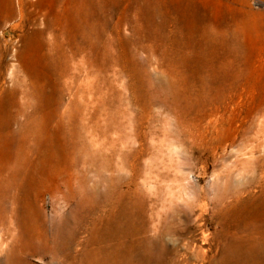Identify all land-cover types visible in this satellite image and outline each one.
Here are the masks:
<instances>
[{"label": "rangeland", "instance_id": "1", "mask_svg": "<svg viewBox=\"0 0 264 264\" xmlns=\"http://www.w3.org/2000/svg\"><path fill=\"white\" fill-rule=\"evenodd\" d=\"M108 3L93 33L63 31L87 57L66 79L26 52L47 124L26 157L0 139V264H264V0Z\"/></svg>", "mask_w": 264, "mask_h": 264}, {"label": "bare ground", "instance_id": "2", "mask_svg": "<svg viewBox=\"0 0 264 264\" xmlns=\"http://www.w3.org/2000/svg\"><path fill=\"white\" fill-rule=\"evenodd\" d=\"M108 1L110 0H17L18 3V10H16L17 12H15L12 7H5V8L0 7L1 21L6 22L7 20H10L16 16L19 22L14 27L17 28L19 27L21 31L26 29L25 32L19 35L17 40L15 38L16 44L13 43L14 41L12 42L10 41L11 43L5 45L6 48L11 47V49L14 51L13 59L15 58L18 62L20 63L22 62V64H19L21 70L18 65L17 67L18 71L13 70L14 72L13 71L9 72L8 77L12 84L10 85V87L8 86L9 88L7 87V89L5 90V95L1 96L0 94V126L4 127V130L0 131V139L2 138L7 139L9 145L6 148L10 147L14 143H18L17 144L18 151H21L22 155L26 157L29 154L30 149H32V145L39 138H41L42 136L41 127H45L47 124V120L45 116L47 115V113H43L39 115H37L36 113L37 108H36L35 99L40 96L39 88H41V86L39 84L37 71H35V69L30 65H24L23 63L27 59L26 52L28 50H34V49L35 50L46 49L47 51L46 54L50 55L51 51H55L56 54H59L61 57H63V64L59 65L60 67L58 66L54 67L53 68L54 72L60 78L65 77L66 79L70 75L68 74V71H70L69 68L70 64L68 65L67 63L70 61L71 63L75 62L76 65L75 69H77L78 67H80V65H83L84 63L82 64L81 60L80 61L77 60L76 57L80 56L81 58H84L86 54H83L84 49L81 48L72 51L68 55L64 53L62 51L63 49L62 39L66 33L64 34L63 31L69 28V25L72 24V26L74 25V27L78 28L81 34L85 35L87 33H93L96 30L95 28L96 24L97 23L99 24L100 21H102V17L108 12L109 9ZM128 1L139 2L141 0H128ZM17 43L19 45H17ZM102 55L104 56V53ZM88 58L90 59V57ZM103 61L106 62L105 59H103ZM100 62H102V60ZM19 70L21 71L20 74L17 73L19 72ZM42 73H44L43 70L39 69V75ZM65 79L63 81H65ZM66 84H67V80H66ZM17 95L18 96L20 95L19 96L20 101L18 103L16 101ZM28 108L32 109V112L30 114H28L27 112ZM13 126H16L15 129L13 128ZM27 144H29V146L26 147L25 145ZM15 156L17 159H19L21 154L16 153ZM4 161L5 160L3 158V162ZM10 178L11 177L9 176H5L1 178L0 185L3 182H5L4 180L9 181ZM93 195H91V197ZM83 202H80L79 200V203H83ZM82 206L83 205H81V207ZM203 236L205 237L204 234ZM262 238L264 239V233L262 234ZM262 249L264 252V247ZM202 250L204 251L205 249Z\"/></svg>", "mask_w": 264, "mask_h": 264}]
</instances>
